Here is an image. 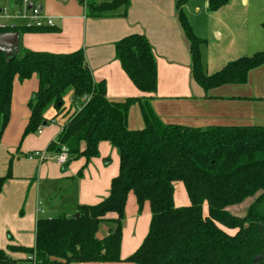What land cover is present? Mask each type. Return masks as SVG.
Here are the masks:
<instances>
[{
  "label": "trees",
  "instance_id": "16d2710c",
  "mask_svg": "<svg viewBox=\"0 0 264 264\" xmlns=\"http://www.w3.org/2000/svg\"><path fill=\"white\" fill-rule=\"evenodd\" d=\"M15 8L22 0H9ZM37 2L38 0H33ZM79 1V0H78ZM131 0H89L90 17L126 11ZM188 0H175L178 20L188 41L193 80L204 90L223 84L245 83L248 72L264 64V50L241 56L220 70L207 74L201 46L183 12ZM227 0H208L210 11ZM80 3V1H79ZM52 27L0 28V33L51 30ZM115 58L131 82L142 93L157 88L156 56L143 34L127 35L114 44ZM36 75L38 88L28 101L30 115L23 136L37 132L53 108L55 116L68 114L65 106L76 105L65 118L61 131L45 152L68 149V160L98 155V145L109 142L119 154L118 174L111 179L108 195L93 205H78L70 216L39 217L33 247L10 245L0 250V264H72L120 262L122 226L127 196L132 193L138 210L147 202L148 232L141 245L125 261L132 264H264V126H210L204 129L165 124L145 99L112 101L106 97L104 81L96 82L83 50L70 53L38 52L19 46L6 57L0 51V137L9 121L13 81ZM139 104L145 127L127 128V112ZM11 160L0 176V192L11 178ZM81 174V170L78 175ZM182 182L189 199L174 205V182ZM252 197L242 216L230 213ZM207 216L202 214V204ZM109 214L114 217L108 218ZM102 225L107 234L98 237ZM235 229L228 234L219 227ZM7 252L20 253L13 258Z\"/></svg>",
  "mask_w": 264,
  "mask_h": 264
},
{
  "label": "crops",
  "instance_id": "0c3cea01",
  "mask_svg": "<svg viewBox=\"0 0 264 264\" xmlns=\"http://www.w3.org/2000/svg\"><path fill=\"white\" fill-rule=\"evenodd\" d=\"M229 1L230 11L241 7ZM243 2L244 8L238 11L243 20L236 22L241 24L229 29L218 26L220 13L208 9V0H188L183 6L193 32L205 41L201 56L207 74L241 56L264 50V0ZM0 3L9 11L16 10L9 0ZM36 3L43 13L53 17L54 26L47 31L18 33L19 46L51 53L83 50L93 79L104 81L109 100L145 99L165 124L201 129L264 126V64L251 69L245 83L223 84L204 91L191 75L189 45L178 20L175 0H131L123 15V9H119L104 17L88 16L78 0ZM130 34L145 35L153 48L157 64L154 93L140 92L115 58V42ZM37 88L35 74L24 81L14 79L9 121L0 137V176L6 173L9 161L13 163L12 176L0 192V250L3 251L10 245L33 247L39 217L70 216L78 205H93L104 199L111 179L119 170L118 151L107 141L98 145L99 158L92 157L87 163L84 158L72 160L67 171L66 166L57 162L28 158L32 151H45L61 131L71 109L76 108L74 104L70 107L68 100L65 106L69 112L65 116H55V110L50 108L40 133H30L20 140L30 115L28 101ZM144 127L139 104L135 102L127 112V128ZM111 146L113 163L109 165L106 155ZM124 212L121 261L72 264H132L125 259L141 245L151 214L147 202L138 210L132 193L127 196ZM106 234L107 226L102 225L97 236ZM7 253L13 258L24 257L20 253Z\"/></svg>",
  "mask_w": 264,
  "mask_h": 264
},
{
  "label": "built area",
  "instance_id": "2783aa9c",
  "mask_svg": "<svg viewBox=\"0 0 264 264\" xmlns=\"http://www.w3.org/2000/svg\"><path fill=\"white\" fill-rule=\"evenodd\" d=\"M81 6L86 10L89 0H79ZM110 1V0H104ZM31 2L32 6L27 7L28 3ZM3 18L8 20V22H0V28H16L20 26L27 27H53V17L42 12L38 4L33 0H22V7L16 8L14 11H9L5 6L0 3V19ZM41 127L37 129V133H40ZM28 158L35 159L39 162L47 160L46 152L35 150L28 153ZM54 160L61 166L65 165L68 160V149L63 147L59 153L54 154ZM28 262L35 264L34 254H29L26 256Z\"/></svg>",
  "mask_w": 264,
  "mask_h": 264
},
{
  "label": "rangeland",
  "instance_id": "374dc122",
  "mask_svg": "<svg viewBox=\"0 0 264 264\" xmlns=\"http://www.w3.org/2000/svg\"><path fill=\"white\" fill-rule=\"evenodd\" d=\"M5 1H7V0H5ZM252 1H254V0H251V2ZM255 1H258V0H255ZM229 2L230 1L227 0L226 4H224V5L220 6L219 8L211 11V12H215L216 11V12L220 13V18L221 19H220V21H218V26L223 27V28L224 27H228V29L229 28H233L235 26H239L241 24V23H236V22H238L240 20H243L242 15H239L238 11L240 10V8H244L243 7V4H244L243 0H233V4L232 5H234L236 7H239V6H241V7H239L238 10L234 9V10L230 11L231 3L229 4ZM6 4H7L6 5L7 7L10 6V4H8V3H6ZM0 22L5 23V22H8V20H5V19L1 18ZM213 37H214V34H213ZM204 45H205V42H204ZM201 51H202V47H201ZM66 100L70 101V97H66ZM41 128H43V126H41ZM22 136L23 135H21L20 140L23 138ZM112 151H114V148L111 146V148H109V151H108V153L106 155V158L109 161L108 162L109 165H111V163H113ZM117 155H118V153L116 154V156ZM46 157H47L46 161L56 162V161L53 160L52 153L48 152ZM99 157H100V154H99V151H98V155L93 157V158H99ZM117 161H118V158H117ZM68 164L66 165V171L68 170L67 169ZM12 172H13V163L11 164V174H12ZM173 186H174V205L176 207H181V206L188 205L189 204V200H188V197H187V194H186V191L184 189V186H183L182 182L175 181ZM182 199L184 200L183 202H182ZM252 200H253V198L249 197V198L245 199L243 202H241L240 204L228 206L227 209H228V211L230 213H232L234 215L242 216V215H244L246 213L248 205L252 202ZM39 205H40V202H39ZM202 214L204 216H207V206H206L205 203L202 204ZM124 219H125V212H124ZM219 227L221 229H223L225 232H227L228 234H231V235L236 232L235 229H229V228H226V227H224L222 225H219Z\"/></svg>",
  "mask_w": 264,
  "mask_h": 264
},
{
  "label": "water",
  "instance_id": "95a60500",
  "mask_svg": "<svg viewBox=\"0 0 264 264\" xmlns=\"http://www.w3.org/2000/svg\"><path fill=\"white\" fill-rule=\"evenodd\" d=\"M31 6L32 3L29 2L27 7L29 8ZM18 39H19L18 32L8 31V32L0 33V51L4 52L7 58L10 57L12 54L18 53V49H19Z\"/></svg>",
  "mask_w": 264,
  "mask_h": 264
}]
</instances>
